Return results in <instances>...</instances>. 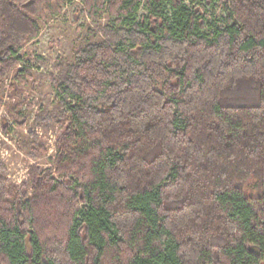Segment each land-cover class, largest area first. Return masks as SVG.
<instances>
[{"label": "trees", "instance_id": "1", "mask_svg": "<svg viewBox=\"0 0 264 264\" xmlns=\"http://www.w3.org/2000/svg\"><path fill=\"white\" fill-rule=\"evenodd\" d=\"M73 1L0 0V85ZM79 1L112 36L57 87L59 178L0 177V264H264V0Z\"/></svg>", "mask_w": 264, "mask_h": 264}, {"label": "rangeland", "instance_id": "2", "mask_svg": "<svg viewBox=\"0 0 264 264\" xmlns=\"http://www.w3.org/2000/svg\"><path fill=\"white\" fill-rule=\"evenodd\" d=\"M225 2L218 3L215 11H204L210 21L218 22L224 17ZM109 24L107 10L94 20L79 0L67 4L60 14L40 21L39 36L29 40L20 51L22 65L0 85V177L8 188L9 202L35 196L29 184L34 168H52L54 178H59L56 146L68 132L69 123L57 98V87L81 50L109 40ZM20 70L28 74L25 82ZM252 186L253 182L248 192Z\"/></svg>", "mask_w": 264, "mask_h": 264}]
</instances>
